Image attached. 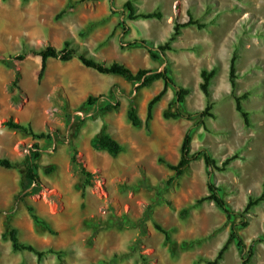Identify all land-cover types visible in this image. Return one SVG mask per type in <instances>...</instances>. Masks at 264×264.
I'll use <instances>...</instances> for the list:
<instances>
[{"label":"rangeland","instance_id":"1","mask_svg":"<svg viewBox=\"0 0 264 264\" xmlns=\"http://www.w3.org/2000/svg\"><path fill=\"white\" fill-rule=\"evenodd\" d=\"M126 1L0 0V157L22 161L38 142L43 182L38 194L17 199L21 174L0 173V264H206L230 234L225 213L213 201L192 206L209 193V179L221 187L235 210L242 211L248 198L263 190L264 0H132L139 11L163 12L161 19L137 20L123 16ZM70 4H76L75 9L57 19ZM188 10L208 26L184 28L167 56L170 75L190 94L184 104H175L177 88L170 87L156 104L149 125L147 104L163 88V80L136 92V85L122 76L101 74L78 58L49 59L39 80V56L29 55L20 62L10 59L48 44L61 49L70 41L80 52L108 64L120 61L134 71L162 69L163 60H154L147 48L129 43L165 42L175 21L187 19ZM121 20L126 27L119 26ZM234 50L239 55L235 91L251 93L243 103L251 126L245 125L231 93L229 66ZM204 68L217 70L211 84L216 117H207L204 124L199 117L165 119L167 110L189 114L205 108L207 99L200 89ZM16 70L21 77L14 86ZM101 94L105 97L95 105L85 104L89 95ZM110 101H119L120 108L103 111ZM132 103L142 120L139 127L128 118ZM10 117L52 134L53 139L38 140L10 130L3 125ZM102 127L122 145L117 156L94 145ZM189 129L192 152L207 147L220 162L235 153L239 158L226 171L214 170L211 177L200 158L182 177L168 183L173 171L159 159L177 163ZM74 149L94 174L91 185L71 160ZM28 204L54 233L35 222ZM184 207L190 209L181 216ZM246 218L249 225L240 234L249 247L264 234V201ZM155 223L170 232L171 243ZM10 226L17 228L22 243L55 253H47L39 263L33 252L14 251L5 235ZM219 264H244L235 243ZM248 264H264V242L256 243Z\"/></svg>","mask_w":264,"mask_h":264},{"label":"trees","instance_id":"2","mask_svg":"<svg viewBox=\"0 0 264 264\" xmlns=\"http://www.w3.org/2000/svg\"><path fill=\"white\" fill-rule=\"evenodd\" d=\"M86 0H81V2H85ZM111 4H113V0H109ZM76 4H70L66 8H64L58 15L57 19H60L65 14L74 10ZM114 10V7L112 5ZM123 16L130 20L137 19H161L163 17V12L161 10H153V11H139L138 6L132 0H127L122 7ZM119 26L126 27V22L121 20L119 22ZM189 26H196L198 29H203L208 26L207 22H202L200 19L195 18L194 14L188 10L187 11V19L180 21L176 20L173 26V30L168 39L160 43L159 45H152L149 43L147 39H134L129 44L130 46H143L148 49L149 55L154 60H163L166 64L162 69H149V68H140L137 71L132 70L125 63L120 61H114L112 63H106L105 61L97 60L93 57L87 56L85 53L80 52L77 48H75L70 41H66L64 46L59 49L53 44H48L46 47H43L39 50L32 49L30 51H22L16 57H11L10 59L20 62L25 60L29 55L39 56L41 58V68L38 74L39 80L43 78L45 71L48 66V61L51 58L58 59L63 62H67L72 60L73 58H78L86 67L95 69L101 74L105 75H119L122 76L126 81L135 84V91L138 92L142 88L151 86L157 80H163L164 86L163 88L155 94L147 104V117L146 123L149 125L150 121L153 119V112L156 104L161 101L163 96L167 93L170 87L177 88L175 104H184L186 101V97L190 94V90L186 87L179 86L175 79L169 73V62L167 52L172 51L174 46L173 43L180 37L182 34V30ZM127 30V28L125 29ZM127 33V32H126ZM2 57V56H0ZM239 58L237 50H234L229 66V80L231 83V93L235 100L236 110L242 116L245 125L251 126L250 113L244 107V101H246L251 93L249 91L244 92L241 95L236 93L237 87V67L236 63ZM9 67H12L11 60L7 62ZM217 74L216 68L212 69H202L201 77L202 81L200 83V89L204 93L207 104L203 110L185 114L180 109L175 110L174 112L167 110L163 113L165 119L170 118H188L193 119L195 117L200 118V123L204 124V120L207 117L215 118L216 115L213 112L214 103L211 100V84L212 80ZM21 77V73L16 70L14 86H17V82ZM110 92L114 94V87L111 88ZM102 97H105L104 94L99 96L89 95L85 104L87 106L95 105ZM120 108V102H108L106 103L102 110L103 111H117ZM128 118L133 126L139 127L142 124V120L137 113L134 103L131 104L128 110ZM3 125L9 128L10 130L18 131L28 136H32L38 140L40 139H53L52 134L46 132H37L31 124H23L20 121H15L13 117L5 120ZM206 127V126H205ZM192 129H189L182 141L181 145V156L177 163H170L166 160L160 158L159 161L161 163L166 164V166L173 171V175L168 180V183H173L175 180L182 177L191 166V163L195 160L203 158L210 177L213 174V171H226L230 167L231 163L239 158V154L235 153L231 156L226 157L221 162L212 155L210 150L207 147L201 148L196 152H192ZM93 143L98 149L107 150L108 153L112 156H117L121 150L122 145L120 142L113 138L104 127L100 129V131L94 136ZM40 147L38 142L34 145V150L30 153L26 154L22 161L12 160L8 157H0V167L8 168V169H19L22 172L21 176V194L18 195L17 199H24L28 196L38 194L43 188V182L41 180V176L39 173V158L41 157V153L39 151ZM72 162L80 169L81 173L86 177L85 183L87 185H91L92 179L94 178V174L91 170L85 167L84 162L78 157V152L76 149L73 150ZM46 171L50 173L52 168H47ZM209 193L205 196L198 198L192 206H199L206 201H213L226 215L227 221L230 223V234L227 238L224 245L220 248L217 256L214 259L206 260V264H219V262L223 259V256L229 246L232 243H235L239 249V252L242 256L243 263L248 264L255 253V245L256 243L264 242V234L256 238L252 244L248 247L245 241L243 240L240 230L247 227L249 222L247 220V214L250 213L251 209L261 202L264 201V183L263 190L258 196H250L246 203V206L242 211L235 210L228 205L226 198L222 193V189L220 186L216 185L212 179H209L208 182ZM28 211L31 216L35 220L37 224H42L46 226V228L54 233V230L44 221H41L37 214L35 213V209L31 204L27 206ZM190 207H184L180 211L181 216H186L189 212ZM155 228L162 232L165 235V239L167 242L171 243L172 238L170 232L164 228L161 224L155 223ZM9 240L11 241L12 248L14 251L19 252L23 250H27L33 252L37 256V260L41 263L43 257L47 253H55L54 250H41L37 249L32 245L24 244L20 241L18 236V230L14 226H10L7 233L5 234ZM57 253V252H56Z\"/></svg>","mask_w":264,"mask_h":264},{"label":"crops","instance_id":"3","mask_svg":"<svg viewBox=\"0 0 264 264\" xmlns=\"http://www.w3.org/2000/svg\"><path fill=\"white\" fill-rule=\"evenodd\" d=\"M13 170H18L22 176V172L19 169H8V168L0 167V173L2 174H8V175L13 176Z\"/></svg>","mask_w":264,"mask_h":264}]
</instances>
